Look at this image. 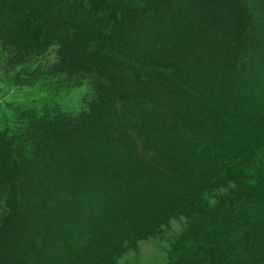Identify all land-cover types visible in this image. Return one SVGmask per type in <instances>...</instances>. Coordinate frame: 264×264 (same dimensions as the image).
<instances>
[{
	"label": "trees",
	"instance_id": "trees-1",
	"mask_svg": "<svg viewBox=\"0 0 264 264\" xmlns=\"http://www.w3.org/2000/svg\"><path fill=\"white\" fill-rule=\"evenodd\" d=\"M0 70L86 88L0 115V264H264V0H0Z\"/></svg>",
	"mask_w": 264,
	"mask_h": 264
},
{
	"label": "rangeland",
	"instance_id": "rangeland-1",
	"mask_svg": "<svg viewBox=\"0 0 264 264\" xmlns=\"http://www.w3.org/2000/svg\"><path fill=\"white\" fill-rule=\"evenodd\" d=\"M6 74L7 72L0 70V115L6 123H9L13 118L11 104L14 102L27 101L32 97H43L56 92L65 106L76 109L80 106L81 96L86 91L85 86L82 85L74 87L69 86L66 82L50 81L51 83H49V80H43L49 77H41L24 85H16ZM177 225V222H171L172 227H177ZM164 247V243L157 239H147L138 244L136 251L127 252L120 261L128 260L138 264L160 263L164 258Z\"/></svg>",
	"mask_w": 264,
	"mask_h": 264
}]
</instances>
